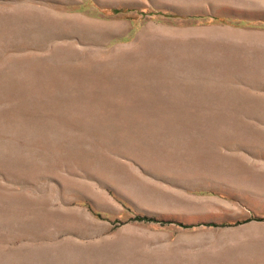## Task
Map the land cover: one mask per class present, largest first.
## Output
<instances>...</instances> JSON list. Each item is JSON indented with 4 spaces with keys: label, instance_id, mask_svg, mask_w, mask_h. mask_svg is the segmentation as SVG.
I'll return each instance as SVG.
<instances>
[{
    "label": "rangeland",
    "instance_id": "374dc122",
    "mask_svg": "<svg viewBox=\"0 0 264 264\" xmlns=\"http://www.w3.org/2000/svg\"><path fill=\"white\" fill-rule=\"evenodd\" d=\"M0 264H264V0H0Z\"/></svg>",
    "mask_w": 264,
    "mask_h": 264
}]
</instances>
